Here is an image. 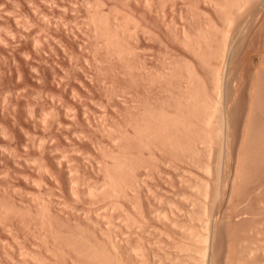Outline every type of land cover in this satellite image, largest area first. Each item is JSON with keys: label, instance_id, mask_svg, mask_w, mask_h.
<instances>
[{"label": "rangeland", "instance_id": "obj_1", "mask_svg": "<svg viewBox=\"0 0 264 264\" xmlns=\"http://www.w3.org/2000/svg\"><path fill=\"white\" fill-rule=\"evenodd\" d=\"M215 1L0 0V264H264V0Z\"/></svg>", "mask_w": 264, "mask_h": 264}, {"label": "bare ground", "instance_id": "obj_2", "mask_svg": "<svg viewBox=\"0 0 264 264\" xmlns=\"http://www.w3.org/2000/svg\"><path fill=\"white\" fill-rule=\"evenodd\" d=\"M210 1H212V0H210ZM214 1H215V0H214ZM243 1H244V0H243ZM245 1H246V0H245ZM262 1H263V0H262ZM208 2H209V1H208ZM216 2H220V1H215V3H216ZM223 2H224V1H223ZM223 2H222V4H221V2H220V4H221V8H223V4H226V3H223ZM248 2H249V0H248ZM215 3L213 2V4H215ZM210 4H211V3H210ZM216 4L219 5L218 7H220V4H219V3H216ZM245 4H246V3H245ZM245 4H244V5H245ZM217 5H216V6H217ZM242 5H243V4H242ZM224 6H225V5H224ZM221 8H220V10L222 11ZM241 8H242V7H241ZM226 10H227V8H226ZM240 10H241V9H240ZM223 11H224V10H223ZM223 11H222V13H223ZM238 11H239V10H238ZM224 12H225V11H224ZM226 13H227V12H226ZM228 14H229V13H228ZM224 15H225V14H224ZM231 15H232V12H231ZM233 15H234V14H233ZM226 16H227V15H226ZM226 16H223V17H226ZM227 17H228V16H227ZM227 17H226V18H227ZM224 19H225V18H224ZM230 19H231V18H229V20H228V19H227V20L231 23L232 21H230ZM232 23H233V22H232ZM224 24H225V23H224ZM226 24H227V23H226ZM226 24H225V25H226ZM228 24H229V23H228ZM226 26H227V25H226ZM205 33H206V32H205ZM205 33H204V34H205ZM207 35H208V34H206V36H207ZM213 35H214V34H213ZM224 35H225V33H224ZM203 36H205V35H203ZM207 38H208V37H207ZM207 38H206V42H207V40L209 41V39H211V38H209V39H207ZM224 39H225V38H224ZM224 41H225V40H224ZM211 42H212V40H211ZM208 43H209V42H208ZM209 44H210V43H209ZM222 44H223V43H222ZM206 45H207V44H206ZM223 46H224V45H223ZM214 48H216V47H214ZM221 49H222V48H221ZM214 50H215V49H214ZM221 51H223V50H221ZM216 54H217V52H216ZM218 55H219V53H218ZM214 66H215V65H214ZM212 67H213V66H212ZM216 69H217V68H216ZM216 69H214V67H213V70L217 71ZM213 73H214V72H213ZM215 81H216V79H215ZM216 82H218V81H216ZM216 82H215V85H216ZM218 86H219V85H218ZM218 86H217V87H218ZM206 96H208V95H206ZM202 97H203V96H202ZM202 97H201V98H202ZM208 97H209V96H208ZM208 97H205V96L203 97V101H201V103H200V104H202V106L200 105V107H202V108H200L201 111H199V113L202 112V113H201V117H199V118H201V121H200V120H199V121H200L201 123H204V124L207 126V128H208L207 130L205 129V130L202 132V133H204L205 131H206V133L208 132L206 135H208L209 132H212V131H213V130L210 131V129H212V126H211V125H213V122H214V126H213V127L215 128V125H216L215 123H217L216 126H218L219 123L222 124V123L224 122V119H222V118L225 117V116L222 115V118H219V116H218L217 114H219L221 110L219 111V110L217 109L219 113H216V108H214L213 105H211L210 103H207V102H209L208 99L206 100V98H208ZM204 99H205V100H204ZM205 101H206V102H205ZM202 102H203V103H202ZM211 102H212V101H211ZM204 103H205V104H204ZM212 104H213V103H212ZM160 114H161V113H160ZM220 114H223V113L221 112ZM161 115H162V114H161ZM167 115H168V114L166 113V116H167ZM164 116H165V115H164V113H163V117H164ZM215 116H217V117L219 118V119H217V117H216L217 122L215 121V118H213V117H215ZM159 117H160V116H158V118H159ZM163 117H160V118H159V119H162L163 122H164L165 119H166L165 121H167V119L170 118L169 116H168V118L164 117L165 119H164ZM220 117H221V115H220ZM213 119H214V120H213ZM174 120L177 121L176 118H175ZM174 120H172L170 123L175 124L176 121H174ZM222 120H223V122H222ZM158 121H159V120H158ZM168 121H169V120H168ZM179 122H180V121H179ZM155 123H156V122H155ZM160 123H161V122H160ZM164 123H165V122H164ZM164 123L160 124V126L162 125L161 127H163V126H164ZM176 123H177V122H176ZM156 124H157V123H156ZM158 124H159V122H158ZM168 124H169V123H168ZM173 124H171V125H173ZM181 124L184 125L183 123H181ZM221 124H219V125H221ZM166 125H167V124H166ZM166 125H165V127H166ZM171 125H170V127H171ZM201 125H203V124H201ZM154 126H155V125H154ZM160 126H159V127H160ZM168 126H169V125H168ZM174 126H175V125H174ZM177 126H179V125H177ZM177 126H176V127H177ZM184 126H185V125H184ZM186 126H187V125H186ZM221 126H222V125H221ZM157 127H158V125L155 127V128H156L155 131L158 130V132H159V129H157ZM170 127H167V129L170 128ZM172 127H173V126H172ZM179 127H180V126H179ZM179 127H178V128H179ZM188 127H189V124H188L187 128H188ZM218 127H219V126H218ZM218 127H217V130H218V133H219V134H215V136L217 137V136L219 135V136L221 137V135H220V134H221V133H220L221 130H220V129H221L222 127H219V128H218ZM163 128H164V127H163ZM184 128H185V127H184ZM184 128H183V129H184ZM201 128H203V126H202ZM214 128H213V129H214ZM161 129H162V128H161ZM172 130H174V129L172 128ZM172 130L170 131V130L168 129V131H170L169 133L172 132L171 135L174 134ZM179 130H180V129H178V130L175 129L174 131H179ZM200 130H202V129H200ZM208 130H209V131H208ZM215 130H216V128H215ZM215 130H214V132H216ZM155 131H153V132H155ZM219 131H220V132H219ZM222 131H223V130H222ZM156 132H157V131H156ZM156 132H155V133H156ZM163 132H164V130H163ZM166 133H168V132H166V129H165V134H166ZM169 133H168V134H169ZM216 133H217V132H216ZM156 134H159V133H156ZM156 134H155V136H156V138H157V136H160V135H161V131H160V134H159V135H156ZM165 134L163 133V134L161 135V136H163V138L160 136L161 139L158 137V138L160 139V141H161V140H164V135H165ZM199 134H200V133H199ZM199 134H198L197 137L199 138V137L201 136L200 139H203L202 137L205 136V135H203V136L200 135V136H199ZM211 134H212V133H211ZM212 135H214V133H213ZM212 135L210 136V134H209V136H208L210 140L208 139L207 136H206L207 138L204 137V139H205V140L207 139L208 141L211 142V140H212L213 137H214V136L212 137ZM165 136H166V138H167V135H165ZM168 136L170 137V135H168ZM172 136H173V135H172ZM174 137H175V135H174ZM210 137H211L212 139H211ZM216 137H215V138H216ZM222 137H223V136H222ZM222 137H221V138H222ZM195 138H196V137H195ZM195 138H194V140H195ZM223 138H224V137H223ZM169 139H171L173 143H174L175 140H176V138H173V137H172V138H169ZM169 139H167L168 142L165 141L166 143H169V145L167 144L168 146H170L171 144H173V143L170 144V142H169L170 140H169ZM200 139H199V140L196 139V140L199 142ZM217 139H218V137L216 138V140H217ZM173 140H174V141H173ZM194 140H191V141L193 142ZM196 140H195L194 142H197ZM213 140H214V139H213ZM221 140H222V139H221ZM223 140H224V139H223ZM176 141H177V140H176ZM189 141H190V140L188 139V141H186V142L188 143ZM214 141H215V140H214ZM219 141H220V140H219ZM162 142L164 143L163 145H166V143H165L164 141H161V144H162ZM184 143H185V142H184ZM190 143H191V142H190ZM223 143H224V141H223ZM174 144H175V143H174ZM176 144L179 146L178 142H177ZM176 144H175V145H176ZM188 144H189V143H188ZM188 144H187V145H188ZM192 144H193V143H192ZM192 144H189V145H188L189 149H193V148H192V147H193ZM194 144H195V143H194ZM221 144H222V143H221ZM177 145H176V146L172 145V147L174 146V147H173L174 149H175V147H176V150H179L178 147H177ZM183 145H184V144H182V146H183ZM191 145H192V147H190ZM223 145H224V144H223ZM182 146H180V147L182 148ZM185 146H186V143H185ZM180 147H179V148H180ZM183 147H184V146H183ZM188 147H186V148H182L181 151H186V150H188V149H187ZM219 147H220V145H219ZM194 148H195V146H194ZM222 148H223V147H222ZM183 149H184V150H183ZM185 149H186V150H185ZM188 151H190V153H192V152L194 151V149H193L192 152H191V150H188ZM196 151H197V150L195 149V152H193V153H196ZM197 152H199V150H198ZM221 152H222V151H221ZM197 154H198V153H197ZM223 155H224V153L222 154V157H223ZM241 155H242V154H240L239 157H242ZM153 156H154V155H153ZM244 156H245V155H244ZM244 156H243V158H244V159L246 160V162H247V160H248V156H246V157H244ZM220 158H221V157H220ZM246 158H247V159H246ZM155 159H156V158H155ZM222 160H223V158H222ZM239 160H240V158H239ZM239 160L235 161L236 164L234 165V166H235V167H234V174H233V176H232V178H231V180H232V182H231V183H232V190H231V193L229 192V194H228V195H230V196H234V199H235V195H234L235 191L238 190L237 192L240 193V191L243 189L242 187H240V190L238 189V187H239L240 185H239L238 187H236V185H238V183L236 184V182H237V181L239 182V180L241 181V179L244 178V176H243V178H241V176L244 175V172H243V171H244L245 168L242 167V169H243V168H244V169H243V171L241 170V168H240L241 166H240V165H243V163H241V160H240V161H239ZM219 161H220V160H219ZM243 161H244V160H243ZM220 162H221V161H220ZM222 162H223V161H222ZM235 162H234V163H235ZM239 162H240L241 164H240ZM194 163H196V162H194ZM197 164H198V163H197ZM218 164H219V163H218ZM117 165H118V168L121 167L119 164H117ZM198 165H199V164H198ZM200 166H201V167H199V166H198V167H199V168H202V169L204 170L203 172H207V173H205L206 175H207L209 172H210V173L212 172V171H210L211 166H209V163H207V164H205V165L203 164V165H200ZM202 166H203V167H202ZM121 168H122V167H121ZM121 168H120V170H121ZM202 169H201V170H202ZM211 170H212V169H211ZM219 171H220V170H219ZM217 172H218V171H217ZM241 172H243V174H242ZM213 173H214V172H213ZM209 175H211V174H209ZM110 177H111V176H110ZM198 177H199V176H198ZM208 177H209V176H208ZM112 178H113V177H112ZM209 178H210V177H209ZM113 179H114V178H113ZM116 179H117V178H116ZM198 179H199V178H198ZM200 179H201V178H200ZM203 179H204V178H203ZM203 179H201V180H203ZM210 179H211V178H210ZM183 180H184V179H183ZM208 180H209V179H208ZM243 180H244V179H243ZM113 181L115 182L116 180H113ZM119 181H120V180H119ZM184 181H185V180H184ZM197 181H198V180H197ZM203 181H204V182H203ZM203 181H200V182H203V184H205V185H201V187H203V189L201 190V187H200V189H199V186H200V185L198 184V190H199V191L201 190L200 193H203V194L205 195V196H203V197H206V194H207V192H208V183H207V180H206V181L203 180ZM229 181H230V180H229ZM229 181H228V182H229ZM108 182H109V184H110V181H108ZM116 182L118 183V180H117ZM116 182H115V183H116ZM242 182H243V181H242ZM117 183H116V185H117ZM195 183L197 184L198 182H195ZM195 183H194V184H195ZM194 184H193V185H194ZM200 184H201V183H200ZM222 184H223V183H222ZM229 184H230V183H229ZM193 185H190V187L193 186ZM209 185H210V184H209ZM220 185H221V184H220ZM106 186H109V185L106 183ZM112 186L114 187L115 185L113 184ZM112 186H111L110 189H112ZM119 186H121V184H119ZM195 186H196V185H195ZM221 186H222V185H221ZM226 186H227V185H226ZM241 186H242V185H241ZM193 187H194V186H193ZM222 187H223V186H222ZM222 187H221V188H222ZM227 187H228V186H227ZM227 187H226L225 189H227ZM72 188H73V187H72ZM72 188H71V189H72ZM74 188H75V187H74ZM194 188H195V187H194ZM194 188H193V189H194ZM236 188H237V189H236ZM241 188H242V189H241ZM75 189H76V188H75ZM120 189H121V187H120ZM195 189H197V187H196ZM225 189H224V190H225ZM92 190H93V189H92ZM105 190H106V189H105ZM107 190H108V187H107ZM227 190H228V189H227ZM227 190H226V191H227ZM72 191H74V190L72 189ZM76 191H77V190H76ZM102 191H104V188H103L100 192H101L102 194H103V193L108 194L107 191H105V192H102ZM110 191H111V190H110ZM112 191H113V192L115 191L113 194L116 193L115 188H114V190H112ZM118 191H119V190H118ZM118 191H117V193H118ZM120 191H121V190H120ZM120 191H119V192H120ZM209 191H210V189H209ZM75 193H76V192H75ZM111 193H112V192H111ZM111 193H110V194H111ZM197 193H198V191H197ZM200 193H199V194H200ZM218 193H220V190L218 191ZM89 194H90V192H89ZM203 194H202V195H203ZM216 194H217V192H216ZM235 194H236V193H235ZM200 195H201V194H200ZM202 195H201V196H202ZM209 195H210V194H209ZM209 195H208V196H209ZM219 195H221V194H219ZM219 195H218V196H219ZM238 195H239V194H237V196H238ZM240 195H242V194H240ZM208 196H207V197H208ZM226 196H227V195H226ZM230 196H229V198H230ZM223 197L225 198V196H223ZM227 197H228V196H227ZM186 198H187V197H186ZM218 198H219V197H218ZM232 198H233V197H232ZM239 198H240V197H239ZM219 199H220V198H219ZM227 199H228V198H227ZM234 199H233V201H234ZM236 199H237V198H236ZM236 199H235V200H236ZM242 199H243V198H242ZM222 200H223V202H225L224 199H222ZM222 200H221V201H222ZM238 200H241V199H238ZM243 200H244V199H243ZM217 202H218V201H217ZM238 202H239V201H238ZM238 202H237V203H238ZM241 202H242V201H241ZM227 203H228V205H229V201H228V200H227ZM227 203H226V204H227ZM231 203H232V201H231ZM224 204H225V203H224ZM220 205H222V204H220ZM234 205H236V204H235V201H234ZM241 205H242V204H241ZM203 206H204V205H203ZM217 206H218V203H217ZM231 206L233 207V205H231ZM231 206H228V208L231 207ZM249 206H250V205H249ZM234 207L236 208V206H234ZM234 207H233V208H234ZM244 207H245V206H244ZM202 208H203V210H202ZM202 208L200 209V211L198 210V211H196V213H194V214H192V215H195L194 217H196V218H200V216L202 215V214H201L202 211H203V212H204V211L206 212V210H204V209L206 208V206H205V208H204V207H202ZM218 208H219V206H218ZM246 208H247V207H246ZM250 208H251V207H250ZM201 210H202V211H201ZM231 210H232V209H231ZM235 210H236V209H234V211H235ZM249 210H250V209H249ZM237 211H238V210H237ZM241 211H242V210H240V213H241ZM245 211H248V210L245 209ZM213 212L215 213V211H213ZM224 212H225V211H224ZM242 212H243V211H242ZM225 213H226V212H225ZM232 213H233V212H232ZM243 213H246V212H243ZM243 213H241V214H243ZM246 214H247V213H246ZM246 214H245V215H246ZM234 215H235V214H234ZM236 215H237V214H236ZM238 216H239V215H238ZM163 217H164V215H163ZM233 217H234V216H233ZM239 217H240V216H239ZM237 219L239 220V218H237ZM244 219H245V218H244ZM246 219H247V218H246ZM227 221H228V219H227ZM236 221H237V220H236ZM236 221H235V222H236ZM240 221H243V219H242V220L240 219ZM247 221H248V219H247ZM228 222H229V221H228ZM237 222H238V221H237ZM223 223H224V221H223ZM226 223H227V222H226ZM229 224H231V223H229ZM229 224H228V225H229ZM239 224H240V223H238V225H239ZM241 224H242V223H241ZM205 225H206V223H205ZM231 225H232V224H231ZM235 225H236V224H235ZM243 226L246 227V224L243 225ZM206 227H207V225H206L204 228H206ZM229 227H230V226H228V229H229ZM225 228H226V226H225ZM226 229H227V228H226ZM228 229H227V231H228ZM240 229H242V228H240ZM206 230H207V229H205L204 232H206ZM244 230H246V229H244ZM204 232L199 231V230H193V229H191V228H187V229H186V233H187L188 237H189L191 240H194V242H196L195 245H196L197 247L194 245V246L196 247L195 250H197V251L200 252V253L202 252V254H203V251H204V253L206 252V251L204 250V249H206V248L203 247V243H204V241H205V242L208 241V238H207V236H206V235H207V232H206V234H205ZM47 235H48V234H47ZM49 236H50V235H49ZM43 237H44V236H43ZM51 237H52V236H51ZM51 237H50L49 240L52 239ZM40 238H41V237H40ZM44 238H45L44 240H46V238H48V237L46 236V237H44ZM206 239H207V240H206ZM2 240H3V239H2ZM18 240H19V239H18ZM40 240H42V239H40ZM44 240H43V241H44ZM49 240H48L47 242H49ZM109 240H110V239H109ZM4 241H5V240H4ZM112 241H113V240H112ZM2 242H3V241H2ZM18 242H19V241H18ZM47 242H46V244H47ZM51 242H52V241H51ZM51 242H50V243H51ZM202 242H203V243H202ZM4 243H7V241L4 242ZM9 243H10V242H9ZM9 243H8V244H9ZM43 243H44V242H43ZM112 243H113V245H114V242H111V244H112ZM201 243H202V246H201ZM18 244H19V243H18ZM21 244H22V243L20 242V245H21ZM48 244H49V243H48ZM4 245H6V244H4ZM23 245H24V244H23ZM42 245H43V244H42ZM44 245H45V244H44ZM204 245H205V244H204ZM10 246H11V245H10ZM45 246H46V245H45ZM48 246H49V245H48ZM52 246H53V245H52ZM23 247H24V249H25V246H23ZM43 247H44V246H43ZM89 247H90V246H88V248H89ZM92 247H93V248H92L91 250H93L95 246H92ZM205 247H206V246H205ZM8 248H11V247H8ZM20 248H21V247H20ZM20 248H19V249H20ZM37 248H38V246H37ZM37 248H36V249H37ZM46 248H47V246H46ZM53 248H54V247H53ZM53 248H52V249H53ZM85 248H86V247H85ZM85 248H83V249L80 248V251H81V250H83V251H82V252H78V253H79V256H80V254H82L83 257H84V256L86 255V253L89 254V253L91 252V250H89L90 248H89V249L86 248V249L89 250L90 252H88V251L86 252ZM96 248H97V247H95V249H96ZM131 248H132L133 250H136V251L134 252ZM131 248L129 249V251L132 250L131 252H134V254L137 255V254H138V253H136V252H137V249H135V248H133V247H131ZM11 249H12V248H11ZM22 249H23V248H22ZM38 249H39V248H38ZM43 249H45V247H44ZM49 249H51V248H49ZM77 249H79V248H77ZM77 249L74 248L75 251H76ZM95 249H94V251H95ZM97 249H98V248H97ZM97 249H96V250H97ZM25 250H26V249H25ZM39 250H40V249H39ZM53 250H54V249H53ZM53 250H52V251H53ZM74 250H73V252H74ZM84 250H85V252H84ZM5 251H8V250H5ZM29 251H31V253H33L32 250H29ZM29 251H28V252H29ZM36 251H37V250H36ZM41 251H42V250H41ZM45 251H46V250H45ZM47 251H48V250H47ZM47 251H46V252H47ZM52 251H51V252H52ZM69 251H71V250H69ZM98 251H101V252H102L101 249H98ZM20 252H21V251H20ZM20 252H18V253H20ZM24 252H26V251H23V253H24ZM37 252H38V251H37ZM37 252H35V253H37ZM63 252H64V251H62V253H63ZM71 252H72V251H71ZM92 252H93V251H92ZM96 252H97V251H96ZM103 252H104V251H103ZM103 252H102V253H103ZM244 252H245V250H244ZM35 253H33V254H35ZM38 253H39V252H38ZM42 253H43V252H42ZM52 253H53V252H52ZM55 253H57V249H56V252H55ZM74 253H75V252H74ZM74 253H73V254H74ZM245 253H248L247 255H249V254L252 253V251H251V249H249V251H248V249H247V252H245ZM8 254H10V253H8ZM21 254H22V253H21ZM24 254H29V253H24ZM24 254H23V255H24ZM43 254H44V253H43ZM43 254H42V255H43ZM46 254H47V253H46ZM49 254H50V252H49ZM53 254H54V253H53ZM53 254H52V256H53ZM90 254H92V253H90ZM90 254H89V255H90ZM93 254H94V253H93ZM95 254H96V253H95ZM97 254H98V253H97ZM99 254H100V253H99ZM39 255H41V254H39ZM44 255H45V254H44ZM47 255H48V254H47ZM54 255H55V254H54ZM56 255H57V254H56ZM70 255L73 256L72 254H70ZM77 255H78V254H77ZM89 255H88V256H89ZM105 255H106V254H105ZM105 255H104V256H105ZM10 256H11V255H10ZM10 256H9V257H10ZM26 256L28 257V255H26ZM45 256H46V255H45ZM63 256H64L63 258H65V254H64ZM74 256H75V255H74ZM79 256H78V257H79ZM88 256H86V257H88ZM91 256H92V255H91ZM203 256H204V255H202V257H203ZM19 257H20V256H19ZM23 257H25V256H23ZM30 257H32V256H30ZM33 257H35V256H33ZM37 257H38V256H37ZM39 257H41V256H39ZM39 257H38V258H39ZM48 257H49V256H48ZM53 257H54V256H53ZM68 257H69V254H68ZM83 257L81 256V259H82ZM94 257H95V256H92L93 260H95ZM101 257L103 258V254H101ZM101 257H100V258H101ZM108 257H109V256H108ZM108 257H107V258H108ZM6 258H7V257H6ZM21 258H22V257H21ZM25 258H26V257H25ZM42 258H43V257H42ZM49 258H52V257H49ZM89 258H90V257H89ZM89 258H88V259H89ZM96 258H97V257H96ZM102 258L100 259L101 261H102ZM9 259L12 260V258H9ZM23 259H24V258H23ZM23 259H22V260H23ZM33 259H34V258H33ZM35 259H36V258H35ZM35 259H34V260H35ZM39 259H40V258H39ZM46 259H47V258H46ZM76 259H78V258H75V260H76ZM85 259H86V258H85ZM90 259H91V258H90ZM13 260H14V259H13ZM13 260H12V262H14ZM25 260H26V259H25ZM29 260H30V258H29ZM40 260H41V259H40ZM86 260H87V259H86ZM93 260H91V261H93ZM100 260H99V261H100ZM105 260H108V259H103L102 263H105V262H104ZM193 260H194V262H193L192 264H200V262L203 260V258H198V257H197V258H196L197 261L195 260V258H194ZM200 260H201V261H200ZM8 261H9V260H8ZM15 261H16V259H15ZM23 261H24V260H23ZM31 261H33V260H31ZM36 261H37V259H36ZM38 261H39V260H38ZM41 261H44V259L41 260ZM41 261H39V262L42 263ZM48 261H49V260H48ZM79 261H80V260H79ZM99 261H98V259H97L96 262H99ZM113 261H115V262L118 261V262H116V264H117V263H118V264L120 263L119 260H113ZM9 262H10V261H9ZM17 262H19V261H17ZM17 262H16V263H17ZM27 262H28V261H27ZM46 262H47V261H46ZM109 262H110V261H109ZM111 262H112V261H111ZM111 262H110V263H111ZM179 262H181V260H180ZM182 262H183V260H182ZM182 262H181V263H182ZM202 262H203V261H202ZM31 263H32V262H31ZM34 263H35V262H34ZM79 263H80V262H79ZM86 263H88V261H87ZM125 263H126V262H125ZM125 263H123V264H125ZM184 263H185V262H184ZM14 264H15V262H14ZM17 264H18V263H17ZM23 264H25V262H24ZM28 264H30V263L28 262ZM32 264H33V263H32ZM38 264H39V263H38ZM43 264H44V263H43ZM45 264H46V263H45ZM48 264H49V263H48ZM88 264H91V262L89 261ZM92 264H93V263H92ZM95 264H96V263H95ZM98 264H101V263L99 262ZM106 264H109V263L106 262ZM112 264H114V263H112ZM127 264H128V263H127ZM190 264H191V263H190Z\"/></svg>", "mask_w": 264, "mask_h": 264}]
</instances>
